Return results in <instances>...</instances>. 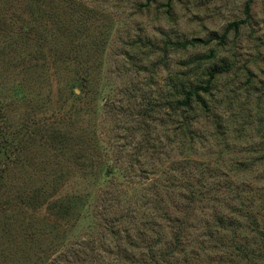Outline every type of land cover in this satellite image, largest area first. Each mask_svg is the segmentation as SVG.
Masks as SVG:
<instances>
[{"label":"rangeland","instance_id":"374dc122","mask_svg":"<svg viewBox=\"0 0 264 264\" xmlns=\"http://www.w3.org/2000/svg\"><path fill=\"white\" fill-rule=\"evenodd\" d=\"M247 1L0 0V264H264V0ZM195 39L214 40L174 47ZM227 63L207 111L174 110Z\"/></svg>","mask_w":264,"mask_h":264},{"label":"trees","instance_id":"16d2710c","mask_svg":"<svg viewBox=\"0 0 264 264\" xmlns=\"http://www.w3.org/2000/svg\"><path fill=\"white\" fill-rule=\"evenodd\" d=\"M149 1H151V0H149ZM253 1L254 0H248L246 3V14L248 16L251 15V5H252ZM243 23H244V21L234 22V23L229 25L228 30L235 29L236 31H238L240 29L241 24H243ZM27 29H30V28L26 27L24 29L25 33H29ZM226 38H227V35L224 34L220 39V43L224 44L226 41ZM213 40L214 39L203 41L201 39H195L191 43L176 44L174 47L187 49L190 46H196L197 44H203V43L205 45L211 44L213 42ZM231 69H232V64H229V63L210 68V70L207 73V81L205 82L204 86H197V87L192 88L189 91H187L184 95V98L181 101H178L174 110L175 111L180 110L183 113L185 111L190 112V110H192V103L197 102V103L201 104V106L207 111L209 109V107L207 106V102L202 98V93L210 94L212 92L214 83L217 81L218 77L221 75L229 73L231 71ZM77 79H78V81H76L77 82L76 88L77 89L79 88L81 93L79 95H76V93L74 92L73 94H74L75 98L80 101L83 98H85L83 96L87 93V90H85V89L87 88L89 79L86 78L85 76L78 77ZM146 113H148V111ZM3 119H5V124L8 123V119L6 118V116ZM192 199H194V197H192ZM216 216L218 217L217 222L220 225H222L226 222L223 215H221V216L216 215ZM234 252H238L240 254V256L243 258H248V254H246L247 253L246 248L239 247V249L237 248V250Z\"/></svg>","mask_w":264,"mask_h":264}]
</instances>
